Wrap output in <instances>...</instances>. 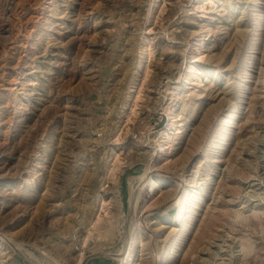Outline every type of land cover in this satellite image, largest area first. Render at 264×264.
<instances>
[{"label": "rangeland", "instance_id": "obj_1", "mask_svg": "<svg viewBox=\"0 0 264 264\" xmlns=\"http://www.w3.org/2000/svg\"><path fill=\"white\" fill-rule=\"evenodd\" d=\"M0 264H264V0H0Z\"/></svg>", "mask_w": 264, "mask_h": 264}, {"label": "bare ground", "instance_id": "obj_2", "mask_svg": "<svg viewBox=\"0 0 264 264\" xmlns=\"http://www.w3.org/2000/svg\"><path fill=\"white\" fill-rule=\"evenodd\" d=\"M176 195H177V194H176ZM177 196H178V195H177ZM177 196H176V197H177ZM180 208H181V207H180Z\"/></svg>", "mask_w": 264, "mask_h": 264}]
</instances>
